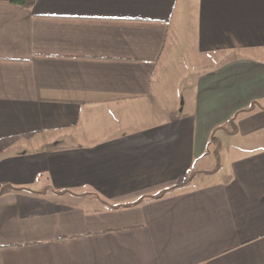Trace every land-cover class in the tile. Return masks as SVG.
Masks as SVG:
<instances>
[{"label": "crops", "instance_id": "1", "mask_svg": "<svg viewBox=\"0 0 264 264\" xmlns=\"http://www.w3.org/2000/svg\"><path fill=\"white\" fill-rule=\"evenodd\" d=\"M0 264H264V0L0 1Z\"/></svg>", "mask_w": 264, "mask_h": 264}, {"label": "trees", "instance_id": "2", "mask_svg": "<svg viewBox=\"0 0 264 264\" xmlns=\"http://www.w3.org/2000/svg\"><path fill=\"white\" fill-rule=\"evenodd\" d=\"M1 2H7V3H11V4H15L17 6L23 7V8H31L36 2L37 0H0ZM254 108V103L251 104L248 108L242 110V111H250ZM235 119H236V114L228 121V126H230L231 128H233V131L235 130ZM211 141H215L214 136L212 135L211 137ZM215 154V159H216V164L215 167L213 168V170L209 171V173L216 171L217 169H219V165H220V156L218 151L214 152ZM194 173H190L186 178H184L179 184H176L175 186H172L171 188H168L164 191H162L161 193L154 195V196H145L140 198L139 200H137L134 204H137L141 201H143L144 199H155L160 197L161 195H163L164 193L170 192L176 188L185 186L186 184H188L192 178L194 177ZM132 205V204H131ZM117 207V206H116Z\"/></svg>", "mask_w": 264, "mask_h": 264}, {"label": "rangeland", "instance_id": "3", "mask_svg": "<svg viewBox=\"0 0 264 264\" xmlns=\"http://www.w3.org/2000/svg\"><path fill=\"white\" fill-rule=\"evenodd\" d=\"M220 145V144H219ZM223 145V144H222ZM218 147H220V146H218Z\"/></svg>", "mask_w": 264, "mask_h": 264}]
</instances>
